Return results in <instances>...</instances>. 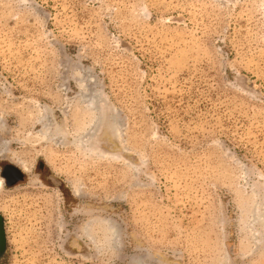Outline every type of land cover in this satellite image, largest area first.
I'll list each match as a JSON object with an SVG mask.
<instances>
[{
    "label": "rangeland",
    "instance_id": "rangeland-1",
    "mask_svg": "<svg viewBox=\"0 0 264 264\" xmlns=\"http://www.w3.org/2000/svg\"><path fill=\"white\" fill-rule=\"evenodd\" d=\"M0 179V264H264V0H0Z\"/></svg>",
    "mask_w": 264,
    "mask_h": 264
},
{
    "label": "water",
    "instance_id": "water-1",
    "mask_svg": "<svg viewBox=\"0 0 264 264\" xmlns=\"http://www.w3.org/2000/svg\"><path fill=\"white\" fill-rule=\"evenodd\" d=\"M5 180H6V178H5ZM7 184H8V182L6 180V185ZM5 242H6V238L4 236V228L2 226V220L0 219V256H2L5 252Z\"/></svg>",
    "mask_w": 264,
    "mask_h": 264
},
{
    "label": "bare ground",
    "instance_id": "bare-ground-1",
    "mask_svg": "<svg viewBox=\"0 0 264 264\" xmlns=\"http://www.w3.org/2000/svg\"><path fill=\"white\" fill-rule=\"evenodd\" d=\"M0 187H3V182L1 179H0Z\"/></svg>",
    "mask_w": 264,
    "mask_h": 264
}]
</instances>
